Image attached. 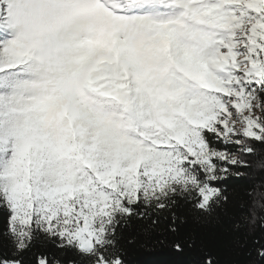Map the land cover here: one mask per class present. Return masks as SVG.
Instances as JSON below:
<instances>
[{
  "label": "snow or ice",
  "instance_id": "snow-or-ice-1",
  "mask_svg": "<svg viewBox=\"0 0 264 264\" xmlns=\"http://www.w3.org/2000/svg\"><path fill=\"white\" fill-rule=\"evenodd\" d=\"M234 201L264 264V0H0V264H127Z\"/></svg>",
  "mask_w": 264,
  "mask_h": 264
},
{
  "label": "trees",
  "instance_id": "trees-1",
  "mask_svg": "<svg viewBox=\"0 0 264 264\" xmlns=\"http://www.w3.org/2000/svg\"><path fill=\"white\" fill-rule=\"evenodd\" d=\"M236 205L237 201H234L226 213L218 211L214 218L207 221L197 222L190 218L178 236H139L135 244L125 245L127 264H199V245L202 241L217 246L221 264H247L248 257L244 254L247 247L240 249L235 244L231 231L234 219L240 217ZM254 234L262 236L264 232L257 227ZM189 237L195 238L192 247L188 246ZM177 239L184 244L182 252H177L173 247V242ZM248 246L250 247V244Z\"/></svg>",
  "mask_w": 264,
  "mask_h": 264
}]
</instances>
